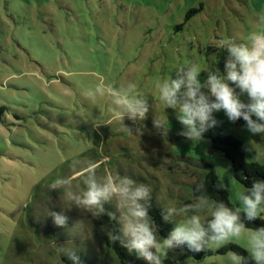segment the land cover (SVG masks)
Instances as JSON below:
<instances>
[{
  "label": "rangeland",
  "instance_id": "rangeland-1",
  "mask_svg": "<svg viewBox=\"0 0 264 264\" xmlns=\"http://www.w3.org/2000/svg\"><path fill=\"white\" fill-rule=\"evenodd\" d=\"M261 12L264 0H0V264H57L55 247L67 246L70 237L44 207L63 208L69 227L83 222L84 237L71 239L84 262L113 264L104 234L109 208L120 222L117 200L93 215L65 207L62 190L48 188L68 176L82 187L89 162L98 177L119 173L149 185L150 201L164 210L168 203L196 202L192 184L207 162L239 206L235 185L242 184L230 174L231 161L213 150L212 138H238L246 160L264 165V136L221 110L214 113L217 125L195 141L184 134L177 110L160 102L154 84L186 63L207 65L213 55L223 72L227 51L218 42L244 38ZM206 76L202 71L201 79ZM128 83L149 104L142 122L125 117L132 134L108 111L110 98L97 91ZM241 99L247 102L246 95ZM156 119L168 120V127ZM216 250L205 249L213 253L199 260L170 248L164 264H224L226 253Z\"/></svg>",
  "mask_w": 264,
  "mask_h": 264
},
{
  "label": "clouds",
  "instance_id": "clouds-1",
  "mask_svg": "<svg viewBox=\"0 0 264 264\" xmlns=\"http://www.w3.org/2000/svg\"><path fill=\"white\" fill-rule=\"evenodd\" d=\"M264 12L257 14L256 26L251 27L244 38L221 39L217 47L227 51L223 72L215 67L218 62L213 55L204 65L186 63L169 76L157 79L154 90L165 108L177 110V118L185 126L184 134L195 141L217 125L214 113L223 110L228 119H243L252 134L264 136ZM207 76L201 79V72ZM231 82V83H230ZM209 89V91H205ZM237 89L239 91H237ZM100 95L110 98L108 111L113 119L123 122V130L132 134L124 125V119L142 122L149 111L144 93L134 83L119 87L107 85L98 88ZM246 95L247 102L241 99ZM157 126L168 127V120L156 119ZM253 147L256 149L255 145ZM257 151V149H256ZM95 163L89 162L82 170V187L73 185V178L57 177L50 182L51 190H62L65 207L86 210L93 215L104 212L103 204L112 198L118 202L121 212V234L109 233L113 241L119 240L129 252L145 258L153 264H164L168 249L184 248L193 252L216 250L234 242L244 248L248 256L228 251L224 264H264V226L250 228L246 221L264 220V180L253 181L250 188L235 185L234 196L239 206L230 208L223 202H214L207 196H198L195 203L165 204L163 219L174 221V227L166 238H158L156 228L149 216L152 190L149 185L137 183L129 175L119 173L98 177ZM196 186V191L202 188ZM54 225L66 229L69 234L67 246L55 247V254L62 262L66 256L70 264H82L79 247L71 237L85 235L83 222L68 226V216L63 208L52 211L44 207ZM243 214V217H242ZM115 218V217H113ZM81 224V230H75ZM63 264V262H62Z\"/></svg>",
  "mask_w": 264,
  "mask_h": 264
},
{
  "label": "trees",
  "instance_id": "trees-1",
  "mask_svg": "<svg viewBox=\"0 0 264 264\" xmlns=\"http://www.w3.org/2000/svg\"><path fill=\"white\" fill-rule=\"evenodd\" d=\"M196 12L198 11H189L187 13L186 19L188 20L191 15ZM4 110V107L0 108V121L2 119V113ZM236 122L243 126L246 125V122L242 118ZM212 148L231 161V167L229 170L230 174L245 188H250L254 180H264V165L259 162H248L246 160L245 147L238 138L232 135L219 133L212 138ZM202 166H204L206 170L203 174V177L199 181L192 184L193 194L196 197L200 195L207 196L214 202H223L230 208L237 207V205H235L230 200L229 192L224 187L214 166L207 162ZM200 184H202L203 187L199 191H196V186ZM150 205L149 215L152 218V222L155 225L158 233L162 237L166 238L171 229L174 227L173 222L165 221L163 219L164 209L157 205L156 202L150 201ZM108 211L110 212L111 217H108L106 220L108 234H104V236L105 244L108 246L109 250L108 254L111 256L110 261L113 260V264H149L145 258L139 257L134 252H129V250L119 240L113 241L110 238L109 233L121 234V224L118 221L117 213L111 208H109ZM246 226L250 228L264 226V220L256 218L253 221H246ZM173 249L177 251H185L189 255L199 260L204 258L206 255L213 253V251L193 252L188 250L186 247H173ZM228 251L237 252L245 257L248 256L247 251L236 243H228L224 247L217 249L215 252L217 254H225ZM64 260L70 264V261H68L67 257H65ZM81 261L82 264H94L91 261L84 262L82 259ZM250 264H254V261H250Z\"/></svg>",
  "mask_w": 264,
  "mask_h": 264
}]
</instances>
